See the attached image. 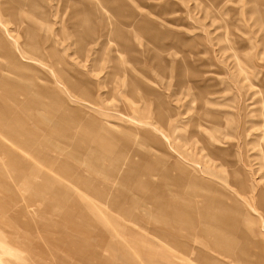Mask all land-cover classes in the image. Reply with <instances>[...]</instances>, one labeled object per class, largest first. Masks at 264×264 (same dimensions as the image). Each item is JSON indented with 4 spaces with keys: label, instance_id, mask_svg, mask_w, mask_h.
Returning <instances> with one entry per match:
<instances>
[{
    "label": "rangeland",
    "instance_id": "1",
    "mask_svg": "<svg viewBox=\"0 0 264 264\" xmlns=\"http://www.w3.org/2000/svg\"><path fill=\"white\" fill-rule=\"evenodd\" d=\"M32 1L51 6L49 38L69 87L22 50L26 34L40 37L48 22L22 0H0V37L58 84L74 112L66 134L53 135L37 126L42 116L0 92L31 135L60 139L54 148L43 144L60 163L38 162L31 144L16 149L23 162L11 161L5 151L25 137L17 129L0 141V264H262L255 255L264 253V0H108L105 17L124 35L113 33L101 49L88 42L84 51L71 23L82 17L73 15L83 9L72 3L79 0ZM90 149L97 160L85 157ZM33 165L44 199L16 179ZM117 167L126 173L112 178ZM97 184L112 191L99 194ZM204 200L246 212L235 222L243 256L228 259L202 231L187 237L190 224H166L174 211L155 207L187 215L201 204L206 217Z\"/></svg>",
    "mask_w": 264,
    "mask_h": 264
},
{
    "label": "bare ground",
    "instance_id": "2",
    "mask_svg": "<svg viewBox=\"0 0 264 264\" xmlns=\"http://www.w3.org/2000/svg\"><path fill=\"white\" fill-rule=\"evenodd\" d=\"M79 1L80 2H72V3L82 4L83 9L80 11H76V8H74L73 15L74 16L79 15L82 17L78 23H74V22L71 23H72V28L74 29L75 32L76 41L74 43L76 46L81 47V49H83L82 51L85 50V47L88 44V42L95 44L97 47H99V49H101L107 44L109 37L113 33L121 32L123 34L122 31H118V29H116V26L113 25V23L110 22L105 17V14L111 13L112 11L111 6H109L108 0H98V2H90V0H79ZM18 3L22 4V8L24 9L28 8L32 10L34 13H38L41 19L47 18L48 21V22H42L43 28H40V32L42 33L40 37L34 36L33 34L32 35L26 34V38L21 44L22 50L23 49L25 50V53L32 62L36 61L48 66L53 70V73L55 75L56 73H58L61 77L60 82L62 83V85L68 88L69 78L66 76V73L61 67L63 62L59 56V52L56 49V42L51 41L49 38L50 34L53 33L52 32L53 21L50 20V16L46 11L47 6H49L48 5L49 2H35L32 0H22V2H18ZM50 7L51 6H49V8ZM38 14H36V16H38ZM96 20H99L101 21L100 23H102V32L99 37L97 36L95 30ZM139 22L140 20L136 19V21L133 23L134 26H136V24ZM137 28L138 27H135V29ZM81 29H84L85 32L81 31ZM0 51H1L0 92H4V95L8 96L13 101L15 106L20 108V110H24L26 113H29V115L32 114V115L42 116L44 119L41 122L38 121L39 123L37 122V126L45 130V132L47 133L50 132V134L52 133L53 135L57 134L58 136H63L64 134H66L69 126L72 123V120H70L68 114L74 111L72 109L71 104L68 103V101L62 97L60 93V89L59 87H57L58 84L48 79L47 75H45L42 71L38 70L36 66H33L34 65L33 63L26 62L22 58V56H19L18 53H16L15 49L8 47L4 43L1 37H0ZM48 57H50L52 61L50 63V66L47 65L46 63ZM3 60H5L6 63H3ZM23 91H25L24 94H22ZM5 101L6 100L4 96L0 94V114H8L7 119L5 118L0 119V132H1L0 141L5 138V133H7L8 130L17 129L25 133L24 135L25 139L19 137L15 138V140L12 141L14 147L12 149H7L5 151V154L13 157V160L11 161L23 162L24 159L17 153L16 149H23L22 147L25 148L29 144H31V146L35 150L37 149V151H39L42 154L43 158L38 162L43 160V161H51L52 163L54 162L60 163V161L57 158H55L53 155H51V153H49L43 145L46 143L50 146V148H54L59 143L60 139H55L54 136L51 137L50 139V138H42L38 135H31V133L29 132V125L21 121L20 116L17 113L18 112L17 109L8 106L7 104H5ZM83 101L91 104L94 107L98 106L96 103L92 101H88V100H83ZM110 133L108 134L110 135V137L108 138L109 141L116 142L115 135ZM111 147H112V151L114 152V145H112ZM90 151H91L90 155L85 157H92L95 158V160H97V156H98L97 151L94 152V150L92 149H90ZM32 159H35V157L32 156ZM26 160L29 161L28 159ZM106 161L108 162L109 160ZM111 163H113L112 160L109 161V164ZM124 163L125 162H123L122 164ZM17 173L18 174L16 176V179H18V182L23 188H26V190L30 192L36 191L38 194L37 195L38 198H43V199L45 198L46 194L41 193V191L44 192V190L39 191V188L37 187V185L43 181L42 178H44L42 177V174L40 173L38 166L35 168V166L33 165L31 168L26 170V172L19 171ZM124 173L126 172L124 171L123 168L117 167V169L114 168L112 170V174L114 175H110V176L112 178H115L116 176L118 177ZM74 174L77 177V179H79V181L82 182V184L85 183L84 185H86V183H88L86 181L87 179H85L84 176L77 173ZM192 183L195 184L196 182L193 180ZM3 188L5 189L6 187ZM97 188L99 189V192ZM97 188H96V192H98L99 194H103V193L106 194L107 191L111 192L113 187L109 185L106 186L102 185L100 187V185L97 184ZM257 192L259 191L257 190ZM259 193L261 195V191ZM204 202H205L204 209L208 210V216L206 217L203 216V214L205 213L201 210L202 209L201 204H199L196 207H192L191 212L187 215H185L183 212L176 211V209L172 210L170 205H166V204L158 205V206L156 205L155 207L157 211L158 212L161 211V213L174 211L173 216L166 219L167 220V222H165L166 224H173L177 228L184 227L190 224L191 227H188V229L189 228L190 229H189V233H187L188 235L186 234L187 237L196 239L197 236L195 237L193 232L195 231L197 234L198 230L199 232L202 231V235L199 234L201 237H203L209 243H212V245H214L216 249L220 250V252L225 257H228V259L229 257L231 258L234 257L233 259H235L236 258L235 255H237L236 252L240 251V249L238 250L237 248L238 238L236 236L237 228L235 222L237 221V217H239V215L244 216L246 212L244 213L243 210H241L236 206H228L227 204L224 205L217 203L215 201L204 200ZM260 204L264 210L263 195L260 196ZM118 206L121 207L122 205L118 204ZM192 219H195V221L194 220L191 221ZM252 224H254L253 221ZM244 241L246 242V240ZM241 246L242 245L240 244V248ZM243 251L244 253H246V255L249 254L248 253L249 251H247L246 249ZM258 253H259L258 255L254 254L255 257L257 256L259 258L258 259L259 262L261 261V263L264 264L263 251L259 250ZM200 257L201 256H199V258ZM207 261L211 264H224L210 260L209 258L207 259ZM234 261L235 263L238 264L240 262L238 259Z\"/></svg>",
    "mask_w": 264,
    "mask_h": 264
}]
</instances>
